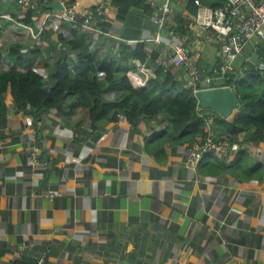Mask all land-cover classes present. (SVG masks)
Segmentation results:
<instances>
[{
	"label": "crops",
	"instance_id": "0c3cea01",
	"mask_svg": "<svg viewBox=\"0 0 264 264\" xmlns=\"http://www.w3.org/2000/svg\"><path fill=\"white\" fill-rule=\"evenodd\" d=\"M42 1L44 10L55 9L48 4L56 0ZM99 1L79 0V6ZM105 1L107 14L95 16L91 29L56 20L40 31V12L25 24L26 11L0 0V49L6 41L38 46L34 70L46 77V67L62 54L69 62L76 58L73 40L97 57L115 54L123 42L142 43L148 59L134 60L127 73L136 88L145 84L135 79L147 81L155 66L185 85L184 68L171 63V42L186 46L203 77L222 63L217 44L189 27L191 0H169L163 29L151 16L164 0H143L147 9L131 7L122 18L112 0ZM98 19L104 21L100 28L93 25ZM180 19L186 34L172 27ZM10 33L16 38L7 40ZM253 49L248 42L236 58L238 74L248 68ZM120 94L112 88L102 93L107 100ZM197 111L209 113L208 134L218 140L227 135L214 121L217 112L199 105ZM167 125L165 114H158L75 127L55 109L34 113L18 109L9 92L0 96V264H264V138L254 130L239 133L227 142L228 158L212 153L189 166L186 143L161 136ZM33 145L46 166L28 159ZM241 150L249 161H234Z\"/></svg>",
	"mask_w": 264,
	"mask_h": 264
},
{
	"label": "trees",
	"instance_id": "16d2710c",
	"mask_svg": "<svg viewBox=\"0 0 264 264\" xmlns=\"http://www.w3.org/2000/svg\"><path fill=\"white\" fill-rule=\"evenodd\" d=\"M191 2L193 4L194 0ZM112 3L119 18L131 7L147 9L143 0H112ZM41 8L44 6L41 5ZM196 10L195 5L192 11L195 13ZM36 16L37 11L26 10L22 22L31 24ZM102 24L104 21L98 19L93 25L100 28ZM172 27L181 34L189 30L187 23L181 19ZM72 28L81 27L74 25ZM2 29L0 18V36ZM69 45L76 58L69 62L62 54L46 67L47 75L43 77L34 70L38 46H26L19 42L5 44L0 49V65H6L0 66V96L9 92L18 109L31 108L34 113L55 109L64 113L75 127L93 128L106 121H115L119 115H124L128 122L133 123L138 118L150 120L158 114H165L168 125L162 131L163 137H172L176 142L188 145L196 137L207 134L206 114H198L195 94L190 87L183 86L170 70L155 66L154 75L142 88L130 83L127 73L133 70L134 60L144 63L148 59L142 43L133 46L120 43L115 54L103 57L86 53L80 42L73 40ZM100 73H103L102 78ZM226 85L235 90L239 102L232 117L217 115L214 119L227 133L221 139L231 143L239 133L249 130L264 138V74L255 68H245L240 74L235 70L227 77ZM109 88L120 90V96L105 99L102 93ZM209 154L212 153L206 155ZM234 161L242 163L249 159L241 150Z\"/></svg>",
	"mask_w": 264,
	"mask_h": 264
},
{
	"label": "built area",
	"instance_id": "2783aa9c",
	"mask_svg": "<svg viewBox=\"0 0 264 264\" xmlns=\"http://www.w3.org/2000/svg\"><path fill=\"white\" fill-rule=\"evenodd\" d=\"M23 11L33 10L40 12L42 19L41 30L48 24L56 25V20L67 21L72 25H79L82 29H91V22L95 16L107 14L106 1L100 0L93 7H80L79 0H56L62 9L44 10L41 8V0H13ZM197 10L190 16L189 27H196L206 32V39L214 41L219 47L222 59L221 71L234 72V62L240 55L250 39L264 40V0H224V3L217 7L205 6L199 0H194ZM156 15L151 19L159 29H163L167 23L171 11L169 0H164L156 6ZM38 39V38H36ZM171 63L175 66H182L185 72V85L190 87L192 93L198 90L208 89L209 78L202 77L197 65L193 62L185 45L171 42L169 45ZM255 69L264 74V57L259 58L255 63ZM138 86H143L145 80L136 78ZM206 123L209 120V113L205 115ZM230 145L222 139L218 140L211 134L198 136L190 144L186 145L184 156L186 164L195 166L200 159L208 153H220L228 158L232 153ZM28 159L34 165H47L42 160L38 148L33 145L28 151ZM35 264H43L38 260Z\"/></svg>",
	"mask_w": 264,
	"mask_h": 264
},
{
	"label": "water",
	"instance_id": "95a60500",
	"mask_svg": "<svg viewBox=\"0 0 264 264\" xmlns=\"http://www.w3.org/2000/svg\"><path fill=\"white\" fill-rule=\"evenodd\" d=\"M48 6L55 9H62L60 3H49ZM250 42L254 46V49L244 64L246 67L254 69L256 61L264 57V41L252 37ZM221 65L222 63H218L214 71L206 76L209 78V85L213 87L198 90L195 93V97L200 107L211 109L217 112L222 118H225L237 107L239 99L235 90L226 85L227 77H230L233 73L230 71L222 72Z\"/></svg>",
	"mask_w": 264,
	"mask_h": 264
},
{
	"label": "rangeland",
	"instance_id": "374dc122",
	"mask_svg": "<svg viewBox=\"0 0 264 264\" xmlns=\"http://www.w3.org/2000/svg\"><path fill=\"white\" fill-rule=\"evenodd\" d=\"M14 38H16L15 33H10L9 35H7V40H13ZM9 42V41H8ZM0 43H2V41H0ZM7 43V41L5 42V44Z\"/></svg>",
	"mask_w": 264,
	"mask_h": 264
}]
</instances>
